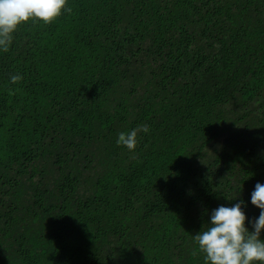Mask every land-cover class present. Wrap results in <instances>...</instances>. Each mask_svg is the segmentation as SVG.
I'll use <instances>...</instances> for the list:
<instances>
[{"label": "trees", "instance_id": "1", "mask_svg": "<svg viewBox=\"0 0 264 264\" xmlns=\"http://www.w3.org/2000/svg\"><path fill=\"white\" fill-rule=\"evenodd\" d=\"M65 9L0 50V264H205L194 236L241 201L253 231L264 0Z\"/></svg>", "mask_w": 264, "mask_h": 264}, {"label": "clouds", "instance_id": "2", "mask_svg": "<svg viewBox=\"0 0 264 264\" xmlns=\"http://www.w3.org/2000/svg\"><path fill=\"white\" fill-rule=\"evenodd\" d=\"M65 5L66 0H0V50H9L12 33L22 22L35 18L33 23L39 20L50 24L61 15ZM65 10L69 14L72 11L71 8ZM21 79L20 74L10 77L13 84ZM140 132H149L148 126L141 125L119 133L117 145L133 151ZM242 204L243 201L232 207L219 206L212 211L207 229L194 236L200 252L204 254L205 264H264V240L261 239L264 230V184L257 183L251 193V204L260 209L259 217L249 221L254 229L251 232L245 226L247 217Z\"/></svg>", "mask_w": 264, "mask_h": 264}]
</instances>
